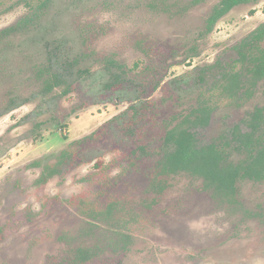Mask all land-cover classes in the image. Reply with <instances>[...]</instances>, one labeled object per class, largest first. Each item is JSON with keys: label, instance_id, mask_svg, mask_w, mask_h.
I'll return each instance as SVG.
<instances>
[{"label": "rangeland", "instance_id": "rangeland-1", "mask_svg": "<svg viewBox=\"0 0 264 264\" xmlns=\"http://www.w3.org/2000/svg\"><path fill=\"white\" fill-rule=\"evenodd\" d=\"M194 1L0 0V264H73L83 249L80 264H264V182L239 183L229 204L189 174L153 184L156 155L131 153L159 149L171 119L198 105L213 109L195 130L206 144L264 103V82L241 99L219 86L223 69L238 71L235 45L264 22V0L211 33L220 0ZM48 57L76 61L70 93L43 90ZM105 59L125 71L110 92ZM140 96L146 119L127 120Z\"/></svg>", "mask_w": 264, "mask_h": 264}, {"label": "trees", "instance_id": "trees-1", "mask_svg": "<svg viewBox=\"0 0 264 264\" xmlns=\"http://www.w3.org/2000/svg\"><path fill=\"white\" fill-rule=\"evenodd\" d=\"M201 1L195 0L194 3L199 4ZM258 1L220 0L213 6L205 20V33H211L217 22L235 7ZM24 20L5 32L21 29V26L27 22L26 19ZM263 43L264 22L235 45L237 59L233 64L239 66L238 71H233V68L222 70L219 79L222 95L228 98H250L258 84L264 82ZM50 61L51 59L41 73L43 90L50 92L65 86L63 94L70 93L71 83L66 80L72 75H64L57 70H52L55 64ZM105 61L106 68L110 71L114 67L122 69L119 73L113 72L112 78L118 82L125 74L123 67L113 60L105 59ZM73 62L65 63L59 69H63L64 72L69 71L74 66ZM212 112V107L206 104L198 105L187 119L178 121L166 131L161 148L151 150L145 146H137L131 153L138 158H150L155 155L159 157L155 166L153 184L158 180L161 182L162 177L189 174L202 180V189L208 191L213 199L232 204L238 196L239 183L264 182V103L260 107H255L239 123L222 132L211 142L201 144L195 130L208 127ZM190 117L194 118L190 119ZM31 167H37V163H33ZM59 168V165L52 168L46 167L40 182H45L54 176ZM89 258L90 251L78 250L73 264L86 262Z\"/></svg>", "mask_w": 264, "mask_h": 264}, {"label": "flooded vegetation", "instance_id": "flooded-vegetation-1", "mask_svg": "<svg viewBox=\"0 0 264 264\" xmlns=\"http://www.w3.org/2000/svg\"><path fill=\"white\" fill-rule=\"evenodd\" d=\"M26 21H27V19H26ZM19 22H17L16 23V25L18 24ZM26 24V23H25ZM16 25H14V26H16ZM24 25V24H23ZM13 26V27H14ZM22 27V26H21ZM22 30V28L20 29H18L17 31H14V33H17V32H20ZM49 59H51V63H55V61H54V58L53 57H48ZM48 59V60H49ZM48 60H47V63H48ZM54 61V62H53ZM67 64L68 63H72V61H70V60H68L67 62H66ZM75 63H76V61H74L73 62V64L75 65ZM56 64V63H55ZM65 64V63H64ZM61 67H63L64 65H60ZM44 67H46V66H44ZM44 67H43V69H44ZM74 67V66H73ZM42 69V72L44 71ZM52 70H57L58 72H60V73H62V74H64V75H72V77H73V74H72V70H73V68H71L69 71H65L64 72V70L63 69H59V67H57V65H54L53 66V68H52ZM41 72V73H42ZM107 72L108 73H110L109 74V76L108 77H110V78H112V76H113V72L112 71H110L109 69H107ZM77 73H79V72H77ZM44 74H46L47 75V73H45L44 72ZM113 79V78H112ZM117 82L114 80V82L113 83H107L106 85H103V90L104 91H107V92H110V91H112V90H114V88H115V90L118 88V87H120V86H122V84H120V85H117L116 84ZM116 84V85H115ZM116 86H118V87H116ZM141 89V92H142V95H145L147 92H146V87H143V85L140 87ZM44 89V88H43ZM141 97L142 96H140V97H138V99H137V102L139 103V106L138 107H136V105H131V106H129V108L127 109V114H128V116H125L126 117V119L128 120V119H130L131 121H134V122H137L139 119H146V117H147V110H148V108H151L150 107V105H148L146 102H145V99H141ZM141 102V103H140ZM144 108V109H143ZM197 108V107H196ZM129 111H132V113H130ZM130 113V114H129ZM191 113H193V110L191 111ZM191 113H189V114H191ZM188 116V115H187ZM187 116L185 117V118H183V119H187ZM194 117H190V119H193ZM210 118H211V116H210ZM182 119H175V118H173V119H171V121L169 122L170 123V125L171 126H169L168 128H167V130H169L171 127H173L178 121H181ZM231 128V127H230ZM134 129H136V127H135V125H134ZM166 130V131H167ZM227 130V129H226ZM133 133H134V131H133ZM166 133V132H165ZM132 134V133H131ZM165 135V134H164ZM133 136V135H132ZM163 139H164V137H163ZM162 144H163V141H162ZM139 146H144V145H138V147ZM161 148V147H160ZM133 150H135V148L133 149ZM132 150V151H133ZM157 158H159L158 156H156ZM158 160V159H157ZM157 162V161H156ZM156 166V165H155Z\"/></svg>", "mask_w": 264, "mask_h": 264}]
</instances>
